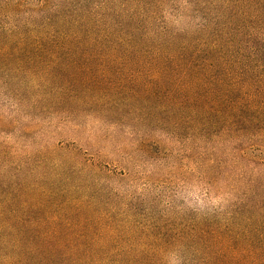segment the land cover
I'll use <instances>...</instances> for the list:
<instances>
[{
    "label": "trees",
    "instance_id": "16d2710c",
    "mask_svg": "<svg viewBox=\"0 0 264 264\" xmlns=\"http://www.w3.org/2000/svg\"><path fill=\"white\" fill-rule=\"evenodd\" d=\"M0 76L64 140L0 264H264V0H0Z\"/></svg>",
    "mask_w": 264,
    "mask_h": 264
},
{
    "label": "rangeland",
    "instance_id": "374dc122",
    "mask_svg": "<svg viewBox=\"0 0 264 264\" xmlns=\"http://www.w3.org/2000/svg\"><path fill=\"white\" fill-rule=\"evenodd\" d=\"M45 125V130H40L34 76H0V206L22 202L23 193L37 185L41 147L45 145V155L50 156L54 145L64 141L54 139L47 121ZM254 155L264 162V148ZM45 165L49 174L48 161ZM203 194L192 184L180 187L175 195L176 206L189 212L209 213L219 203Z\"/></svg>",
    "mask_w": 264,
    "mask_h": 264
}]
</instances>
